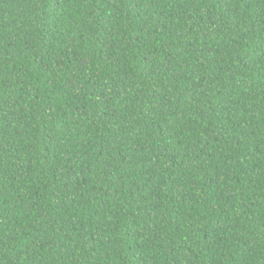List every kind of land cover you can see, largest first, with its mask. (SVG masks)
I'll list each match as a JSON object with an SVG mask.
<instances>
[{
	"label": "trees",
	"instance_id": "16d2710c",
	"mask_svg": "<svg viewBox=\"0 0 264 264\" xmlns=\"http://www.w3.org/2000/svg\"><path fill=\"white\" fill-rule=\"evenodd\" d=\"M0 264H264V0H0Z\"/></svg>",
	"mask_w": 264,
	"mask_h": 264
}]
</instances>
